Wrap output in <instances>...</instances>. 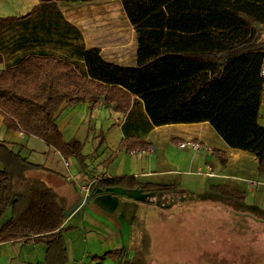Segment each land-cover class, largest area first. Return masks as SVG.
I'll list each match as a JSON object with an SVG mask.
<instances>
[{
    "label": "trees",
    "instance_id": "obj_1",
    "mask_svg": "<svg viewBox=\"0 0 264 264\" xmlns=\"http://www.w3.org/2000/svg\"><path fill=\"white\" fill-rule=\"evenodd\" d=\"M121 1L139 38L135 66L109 62L99 48L79 46L76 55L82 62L30 53L11 65L0 42V65L6 62L0 72L5 127L43 140L68 160L72 151L57 113L69 100L102 99L114 113L127 115L131 124L144 122L143 114L150 127L208 122L230 148L254 154L263 174L264 0ZM11 25L26 33L17 42L18 52H34L35 46L52 41L60 28L67 37L77 33L63 20L56 0H38L25 15L0 18V28ZM121 147L133 153L154 145L129 134ZM213 155L222 160L226 156L220 149ZM0 164V220L12 209L11 219L0 229V243L33 234L36 242L48 247L47 264H69L63 233L72 228H61L69 209L54 189L28 177L29 172L50 170L3 143ZM114 188L140 192L147 202L153 195L169 193L198 196L177 185L142 183L132 177L97 180L90 195L98 197ZM207 195L238 204L246 200L245 193L226 185L214 186ZM126 252L110 251L96 258L104 261Z\"/></svg>",
    "mask_w": 264,
    "mask_h": 264
},
{
    "label": "rangeland",
    "instance_id": "obj_2",
    "mask_svg": "<svg viewBox=\"0 0 264 264\" xmlns=\"http://www.w3.org/2000/svg\"><path fill=\"white\" fill-rule=\"evenodd\" d=\"M56 2L63 20L76 28L77 33L67 37L64 36V28H60L50 37L52 41L35 46L34 52L17 53V42L25 38L23 36L26 33L21 27L12 25L0 28L4 59H12L11 56L15 53V56H18L11 65L30 53H49L55 56L62 54L66 55V58L69 56V50L74 49L69 44H75L83 49L99 48L102 56L109 62L135 66L139 38L127 18L121 0ZM37 4L38 0H11L1 8L2 12L5 9L4 12L8 15L18 17L27 14ZM260 124L264 126V107ZM167 154L173 163L171 169L176 171L174 179L181 181L180 190L185 189L199 195L194 198L192 195L169 193L153 195L149 199L150 202L135 197V201L127 204L119 201L115 205L117 209L112 208L115 212V218L111 221L113 225L108 224V227L102 223V219L95 222L91 218L96 205L83 209L72 222L78 226V231L68 237L69 247H72V241L81 243L77 252L80 255L78 259L82 258L79 260L82 264L93 263L94 255H104L109 251L121 249L127 251L123 257L119 254L109 255L103 264H235L238 257H245L246 261H249L250 255H257L254 246H257L259 237L264 235V230L260 229L264 228V224L257 223L249 216L236 214L242 208L253 209L249 206L252 203L250 192L247 194L249 205L243 207L231 200H214L206 191H210L214 186L231 183L221 178L219 170H215L216 166L212 160L214 155L195 153L190 149L182 150L179 144L170 145ZM229 157L235 158L234 155ZM196 158L207 170L205 166L211 165L219 179L208 181L202 179L203 174L194 178L184 174V171H190L188 162ZM239 161L234 165L236 172L233 170L232 173H241L245 180L253 181L252 177L258 169L257 157L248 155L244 161ZM73 162V167L79 171L78 164ZM222 162L225 163L223 160ZM245 180L239 182L244 188L249 184V181L246 183ZM240 190L236 189L238 192H241ZM80 197L82 195H79ZM99 202L105 204L107 201ZM81 217L90 225L85 222L82 227ZM70 259L73 263V252Z\"/></svg>",
    "mask_w": 264,
    "mask_h": 264
},
{
    "label": "crops",
    "instance_id": "obj_3",
    "mask_svg": "<svg viewBox=\"0 0 264 264\" xmlns=\"http://www.w3.org/2000/svg\"><path fill=\"white\" fill-rule=\"evenodd\" d=\"M9 1L11 2V0H0V18L10 17L5 13V9V12H2L3 8H1L3 5L5 7ZM76 47L77 45L74 46L73 50H69L68 57L64 58L66 55L62 54L57 57L72 63L82 62L76 55ZM31 51L35 50L32 49ZM17 53L13 54L11 56L13 58L8 59V62L13 63L14 59L18 57L15 56ZM142 118L144 122H138L139 119H137V122L134 121L131 124L127 115L114 113L103 100L97 102L69 100L65 102L57 113V123L72 151V157L66 160L57 150L43 140L29 136L22 131L7 129L4 125L5 116L0 113V143L16 151L21 150L22 156L30 163L49 169L50 171L29 172L28 177L38 178L48 187L54 189L58 198L69 209L66 220L61 227L62 229L72 228L63 233L69 264H82L79 261L82 258L79 257L78 259L80 255L77 252L81 243L72 241V247H69L68 237L71 233L78 231V226L73 225L72 222L83 209L96 205L91 218L97 222L102 219V223L108 227V224L113 225L111 222L115 218L113 210L117 209L115 205L119 201L127 204V202L135 201L134 197L141 199L140 192L121 188H117L118 190L112 189L106 194L91 198L90 192L88 195L83 187H91L97 180L132 177L142 183L177 185L178 188H181V181L178 182V179H174L176 171L171 169L173 163L167 154L170 145L184 144L193 140L225 152L226 156L223 158L225 163L222 162L221 157L214 155L212 160L216 166L215 170L220 171L218 174L221 178L231 181V183L225 184L226 186L233 190L241 189L240 191L246 194L244 204H240L242 207L246 204L249 205L247 194L248 192L251 194L252 203L249 206H252L253 209L242 208L238 209V212H250L256 217L264 218V187L254 188L248 184L244 188L239 185V182L245 180L244 176L241 173H232L233 170L236 172L234 165L240 162L239 160L244 161L245 157H248V155L254 156V154L230 148L208 122L150 127L144 114ZM129 134H135L138 137L145 138L147 142L153 143L154 153L150 154L148 151L124 152L121 147L122 141ZM230 155H234L235 158H230ZM78 156H82L83 159H77ZM64 161L69 163V170L63 168ZM73 161L78 164L79 171H76V168L73 167ZM188 163L190 171H184V174L189 177L194 178L203 174V180L219 179L218 177L206 175L209 171L217 174L211 165L207 164L205 166L210 168L207 170L200 165L197 158ZM257 165L258 169L252 177L253 180H259L263 175L260 174L259 163ZM224 171L228 173H222ZM249 180H245V182L247 183ZM79 195H82V197L79 198ZM100 200L107 202L103 204L99 202ZM11 217L12 209L10 208L0 220V229ZM80 222L82 227L85 226V222L89 224L88 221L84 222L83 217H81ZM257 223L264 224L259 221ZM260 229L264 230V228ZM35 240L36 236L31 234L15 241L0 243V264H47L48 247L45 243H38ZM80 241L82 242L81 239ZM256 244L257 246L254 247L257 250V255L253 257L250 255L249 261H246L245 257H238L235 259V264H264V235L259 237ZM72 252L74 256L73 263L70 262ZM98 256L101 255L93 256V263L103 264L104 261H99L96 258Z\"/></svg>",
    "mask_w": 264,
    "mask_h": 264
},
{
    "label": "built area",
    "instance_id": "obj_4",
    "mask_svg": "<svg viewBox=\"0 0 264 264\" xmlns=\"http://www.w3.org/2000/svg\"><path fill=\"white\" fill-rule=\"evenodd\" d=\"M5 66H6V62H4L2 65H0V67H2V68L5 67ZM2 68L0 69L1 71H2ZM179 148L182 149V150H185V149L189 148L190 150H192L195 153L204 152V153H206L208 155H213L214 154V150H215L211 146H208V145H206L204 143H201V142H195L193 140L190 141V142L184 143V144H179ZM148 153H150V154L154 153V149L148 150ZM63 168L69 170L70 165H69V163L67 161H64ZM209 169L210 168H208V170ZM206 175L209 176V177H217V174L214 173L213 171L207 172ZM249 184L252 187H255V188L256 187H264V173H263L262 177L259 180L249 181ZM83 190H85L88 193V195H89L90 187H87V188L83 187Z\"/></svg>",
    "mask_w": 264,
    "mask_h": 264
},
{
    "label": "water",
    "instance_id": "obj_5",
    "mask_svg": "<svg viewBox=\"0 0 264 264\" xmlns=\"http://www.w3.org/2000/svg\"><path fill=\"white\" fill-rule=\"evenodd\" d=\"M263 76H264V67H263ZM236 214L249 216V217L255 219L256 221H259V222L264 223V218L256 217L255 215H253V214L250 213V212H236Z\"/></svg>",
    "mask_w": 264,
    "mask_h": 264
}]
</instances>
